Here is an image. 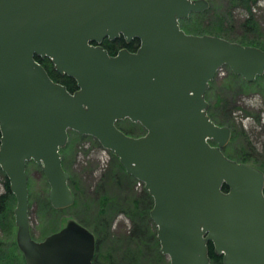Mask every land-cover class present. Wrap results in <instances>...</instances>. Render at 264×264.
I'll return each mask as SVG.
<instances>
[{
	"label": "water",
	"instance_id": "1",
	"mask_svg": "<svg viewBox=\"0 0 264 264\" xmlns=\"http://www.w3.org/2000/svg\"><path fill=\"white\" fill-rule=\"evenodd\" d=\"M208 8L206 0H0V169L26 264L93 262L94 235L75 221L41 242L30 232L29 162L54 209L75 202L60 154L70 131L95 139L143 184L169 264H211L209 243L223 264H264V173L224 155L231 129L210 119L206 101L224 66L248 83L264 75V50L180 28ZM119 37L139 40L138 49L112 56L100 46ZM36 57L77 89L51 80ZM123 120L145 134H125Z\"/></svg>",
	"mask_w": 264,
	"mask_h": 264
},
{
	"label": "rangeland",
	"instance_id": "2",
	"mask_svg": "<svg viewBox=\"0 0 264 264\" xmlns=\"http://www.w3.org/2000/svg\"><path fill=\"white\" fill-rule=\"evenodd\" d=\"M206 1L209 8L203 15H190L180 21L185 33L199 36L210 33L231 42H253L264 50V0H250L247 4L239 0ZM250 19L253 25L245 23ZM206 101L210 119L218 126L231 129V138L222 149L224 155L241 163L246 154V163L264 169V75L248 83L224 66L210 83ZM119 125L132 136L145 134L138 123L123 120ZM68 136L60 154L75 197L71 207L54 209L41 168L34 162L26 166L32 237L43 241L71 220L95 231L93 234L89 230L96 240L95 264H169V258L160 252L157 228L150 212L139 213L147 204H140L138 209L133 205V200L141 198V193L146 191L143 184L129 176L114 154L102 148L95 139L73 131ZM2 193L4 173L1 171ZM15 206L14 197L7 216L0 220V264H25L16 243Z\"/></svg>",
	"mask_w": 264,
	"mask_h": 264
},
{
	"label": "trees",
	"instance_id": "3",
	"mask_svg": "<svg viewBox=\"0 0 264 264\" xmlns=\"http://www.w3.org/2000/svg\"><path fill=\"white\" fill-rule=\"evenodd\" d=\"M239 1L242 2V3H246L247 4V2H249L250 0H239ZM250 3H252V2H250ZM204 13L205 12H202V13H194V14H191V15H193V16H200V15H203ZM245 23L247 25H253V22H252L251 19L248 20V21H246ZM218 24L220 25V23L217 22L216 23V26H219ZM204 35H210V33H207V34H204ZM244 41H245V39H244ZM234 43H238V44L243 45V46L256 47L253 42L252 43H244L243 41H236ZM110 45L111 46H114L115 45L116 46V49H117V46H119V48H121V49H127L130 52H134L139 47V40L135 39L131 43L126 44L125 43V39L121 37V38H119V40H116L115 42L110 43ZM256 48H258V47H256ZM261 50H263V49H261ZM108 54L109 55H112V56L115 55L114 51H110V52H108ZM36 61L42 65V67L45 69V71L47 72V74L50 77V79L53 80L55 83H59V84L65 86L69 92H74L77 89L76 82L73 79H71L68 76H66V75H63V76L62 75H59L54 70L52 64L48 60L46 61V63L44 62V64L38 58H36ZM116 126L121 131H123L125 134H127V135H130L131 134V133H128L125 129L121 128V126L119 125V122L116 123ZM130 136H132V135H130ZM139 136H142V135H139ZM0 137H1V134H0ZM84 137H89V136H84ZM137 137H138V135H137ZM245 156H246V154L243 155V160L241 161V163L248 162L247 161L248 158L245 157ZM253 159H254V162H255L256 161V157H254ZM239 163H240V161H239ZM246 164H249V163H246ZM119 165H120V167H122L120 163H119ZM250 165L253 166V167L258 168L259 170H261L264 173V169L263 168L254 166L252 164H250ZM0 172H1V170H0ZM224 190H226V187H224ZM141 195H142V197L139 198L140 200L139 199H134L133 200V203H134L133 205H134L135 209H138V206H140V204L141 205L142 204H147L145 207H142L141 211L139 212L142 215L144 213L150 212V210L152 209V206H153L152 205L153 204V201H152V198L149 196L148 192L143 191V194L141 193ZM12 200H14V197H13V194H11V192L9 190V183H8V180H7L6 176L4 175V193L0 194V220H1L2 217H4V216L6 217L7 216L6 213H8V211L10 209L9 208V205H10V203H11ZM148 207H149V209H148ZM131 215L132 214H130V217L133 218ZM81 224H83L84 227H86L88 230H91V228L88 227L86 224H84V223H81ZM91 232L93 234H96L94 230H91ZM143 232L144 231L141 230V233L142 234H143ZM155 243L158 245V241H157L156 238H155ZM208 255L210 257L211 264H223V262H222V256H217L214 253L212 243H209L208 244ZM158 256L160 258L163 257V255L160 254V253H158ZM93 264H95L94 263V259H93Z\"/></svg>",
	"mask_w": 264,
	"mask_h": 264
},
{
	"label": "flooded vegetation",
	"instance_id": "4",
	"mask_svg": "<svg viewBox=\"0 0 264 264\" xmlns=\"http://www.w3.org/2000/svg\"><path fill=\"white\" fill-rule=\"evenodd\" d=\"M119 38H121V37H119ZM119 38H117V39H114V40H112V41H109V40H107V39H105V40H103L102 42H101V44H100V46L104 49V50H106V51H108V52H110V51H114V53L115 54H117L120 50H122L121 48H119V46H117V49H116V46L114 45V46H111L110 45V43H112V42H115L116 40H119ZM123 38V37H122ZM135 39H133V40H131L130 42H126V40H125V43L126 44H129V43H131L132 41H134ZM116 49V50H115ZM36 58H38L43 64H44V62L46 63V61L48 60L49 62H50V60L49 59H46V58H39V57H36ZM51 63V62H50ZM52 64V63H51ZM53 66V65H52ZM31 232V231H30ZM31 237H32V235H31ZM95 238V237H94ZM32 239L34 240V241H36L33 237H32ZM36 242H41V241H36ZM95 248H96V240H95ZM19 250V249H18ZM20 251V250H19ZM20 253H21V255H22V257H23V260H24V263H25V258H24V255L22 254V252L20 251ZM94 259V258H93ZM26 264V263H25ZM92 264H93V262H92Z\"/></svg>",
	"mask_w": 264,
	"mask_h": 264
}]
</instances>
